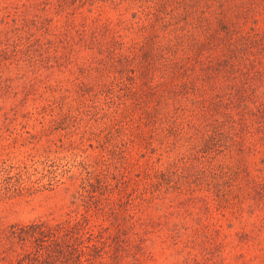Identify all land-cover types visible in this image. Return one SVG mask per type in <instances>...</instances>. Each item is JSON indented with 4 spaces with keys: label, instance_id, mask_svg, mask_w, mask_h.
<instances>
[{
    "label": "rangeland",
    "instance_id": "374dc122",
    "mask_svg": "<svg viewBox=\"0 0 264 264\" xmlns=\"http://www.w3.org/2000/svg\"><path fill=\"white\" fill-rule=\"evenodd\" d=\"M0 264H264V0H0Z\"/></svg>",
    "mask_w": 264,
    "mask_h": 264
},
{
    "label": "trees",
    "instance_id": "16d2710c",
    "mask_svg": "<svg viewBox=\"0 0 264 264\" xmlns=\"http://www.w3.org/2000/svg\"><path fill=\"white\" fill-rule=\"evenodd\" d=\"M77 226V224L70 223H59L56 225H44L43 223L30 224L27 228H21V233L29 237L31 236L38 241H55L52 251L60 253L62 249L61 241H79L80 237Z\"/></svg>",
    "mask_w": 264,
    "mask_h": 264
}]
</instances>
